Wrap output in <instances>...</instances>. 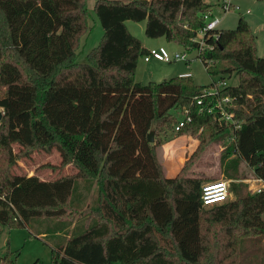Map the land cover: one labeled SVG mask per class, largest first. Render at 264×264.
Segmentation results:
<instances>
[{
    "label": "trees",
    "instance_id": "trees-1",
    "mask_svg": "<svg viewBox=\"0 0 264 264\" xmlns=\"http://www.w3.org/2000/svg\"><path fill=\"white\" fill-rule=\"evenodd\" d=\"M86 1L0 0V225L26 228L37 218L94 219L83 233L51 249L50 264H264V258L255 262L241 249L255 242L260 251L264 239V189L250 193L240 182L244 163L264 184V58L257 55L248 23L240 16L235 29L219 30L213 49L202 54L206 67L212 62L210 76L237 77L236 86L209 97L204 91L216 82L198 86L191 76L135 82L138 60L148 49L125 22L145 21L146 37L192 52L197 48L192 39L204 27L202 15L212 4L96 0L102 38L78 62L79 41L89 31ZM74 93L81 94L74 100L93 108L91 117L84 110L75 130L52 112L64 104L63 95ZM225 97L234 105L228 111L240 122L238 130L219 125L213 118L217 112H199L196 105L198 98L206 105ZM183 108L191 121L175 131ZM150 132L154 143L147 140ZM167 133L198 140L170 178L157 155ZM215 144L223 148L219 165L234 197L205 207L201 187L211 179L192 175V167ZM49 148L75 173L43 180L16 165L33 151ZM80 180L96 183L92 207L71 203ZM0 264L17 263L8 252Z\"/></svg>",
    "mask_w": 264,
    "mask_h": 264
},
{
    "label": "rangeland",
    "instance_id": "rangeland-1",
    "mask_svg": "<svg viewBox=\"0 0 264 264\" xmlns=\"http://www.w3.org/2000/svg\"><path fill=\"white\" fill-rule=\"evenodd\" d=\"M95 1H86L90 14L88 21L89 31L79 41L76 53L78 62H84L86 55L99 45L102 38L103 29L93 10ZM231 3L238 9L231 8L226 13H223L219 7L215 9L217 16L221 19L218 29L233 30L236 28L238 18L240 16L243 17L255 36L257 55L260 58H264V0H231ZM125 25L129 33L137 38L144 48L151 49L163 46L171 54L184 51L173 43H167L164 38L152 39L146 37L144 34L145 21H126ZM187 58L188 62H160L154 59L145 62L143 57H140L134 72V80L146 85L149 82L160 83L177 77L181 73L190 72L193 82L198 86L210 85L212 82L219 84L221 81H224L227 86L237 85V77L234 74L223 78L210 76L207 70L212 66V62H208L206 67L201 59L197 57L195 51L187 52ZM75 97H80L81 99V94L74 93V96L63 95L64 104L55 106L52 111L61 122L73 130L78 128L86 108L90 112V117L93 112L92 107H86L80 99L74 100ZM92 98L93 96L91 95ZM177 116L180 118V113ZM152 139V143H154V134ZM163 140L162 144L157 147V155L163 166L165 176L170 178V176L173 177L180 171L186 161L183 157L186 150L188 151V159L190 158L198 145V140L196 137L189 135L176 137V135L170 133H167ZM222 149L220 144L210 145L199 161L192 167V175L211 179L204 182L203 185L208 182L219 183L227 180L222 174V167L219 165ZM12 150L16 153V145H12ZM16 165L27 175L35 174L43 180H53L62 175L75 173V168L71 164L61 165L59 153L55 149L50 148L47 150H35L29 157L17 160ZM240 172L243 174V179L240 182L246 186L248 192L254 193L264 188L263 182L256 179L244 163L240 165ZM233 197L229 192L228 200ZM96 199L97 186L94 181L80 180L74 183L71 194V203L73 205L78 208L92 207L96 204ZM76 222L77 225H74ZM94 223L95 220L88 216H79L71 223L53 218H37L32 220L26 228H8L0 225V257L9 252L17 264H33L36 260H39L42 264H50L51 249L65 243L71 235L75 236L83 233ZM39 233H45V235L41 236ZM254 245L255 242L245 243L241 247L242 254L243 256H249L255 262H259L264 258V239L260 241V251L258 244ZM257 248L258 250H256Z\"/></svg>",
    "mask_w": 264,
    "mask_h": 264
},
{
    "label": "built area",
    "instance_id": "built-area-1",
    "mask_svg": "<svg viewBox=\"0 0 264 264\" xmlns=\"http://www.w3.org/2000/svg\"><path fill=\"white\" fill-rule=\"evenodd\" d=\"M219 8L223 11V13H226L231 8L238 9L236 6H232L229 0H220ZM202 18L204 20V27L198 30L195 34V37L192 39V41L197 44L195 52L197 57H199L200 59L202 58V54L205 51L213 49L214 45L212 42H216L218 40L217 32L219 31L218 26L221 21V19L217 16L213 9L211 11L205 12L202 15ZM151 59L160 62L189 61L187 58V52L182 51L181 53L175 52L174 54H171L163 46L148 49V53L143 57V60L145 62H148ZM189 76H191L190 72L182 74L179 77ZM225 86L227 85L224 81L220 82L219 84L216 83L211 89L205 90L203 96L205 95L209 97H215L218 95V92ZM211 102L212 101H210L206 105H203L202 98H198L196 101V105L200 106L199 112L205 111L208 114L217 112V114H215L213 118L219 125H221L222 123L230 124L233 130H238L240 128V122L234 118L232 112L228 111L229 109L234 108L231 99L225 97L221 100H216L212 103ZM190 121L191 117L189 114V110L187 108H183L181 110V117L175 125V131H178L181 127H183L185 124H188ZM229 184L230 180L221 181L219 183L208 182L202 185L200 194L202 205L205 207H210L226 202L229 197ZM263 189L264 188L259 189L256 192H259Z\"/></svg>",
    "mask_w": 264,
    "mask_h": 264
},
{
    "label": "crops",
    "instance_id": "crops-1",
    "mask_svg": "<svg viewBox=\"0 0 264 264\" xmlns=\"http://www.w3.org/2000/svg\"><path fill=\"white\" fill-rule=\"evenodd\" d=\"M204 2H206V3H209V4H212L213 5V11L216 13V11H215V9L217 8V7H219V3H220V0H213V1H208V0H204ZM229 2H230V4L232 5V3H231V0H229ZM233 6V5H232ZM217 14V13H216ZM221 22V21H220ZM147 49V48H146ZM185 73H188V72H185ZM185 73H181V74H179L178 76H180V75H182V74H185ZM175 176V175H174ZM173 176V177H174ZM171 177V176H170ZM41 236L43 235V234H45V233H39Z\"/></svg>",
    "mask_w": 264,
    "mask_h": 264
},
{
    "label": "water",
    "instance_id": "water-1",
    "mask_svg": "<svg viewBox=\"0 0 264 264\" xmlns=\"http://www.w3.org/2000/svg\"><path fill=\"white\" fill-rule=\"evenodd\" d=\"M0 116H1V113H0ZM152 135H153L152 132H150V133L147 135V140H148L149 143H152V142H153ZM187 153H188V151L186 150V151L184 152V155H183V157H184L185 160L188 159V155H187Z\"/></svg>",
    "mask_w": 264,
    "mask_h": 264
}]
</instances>
